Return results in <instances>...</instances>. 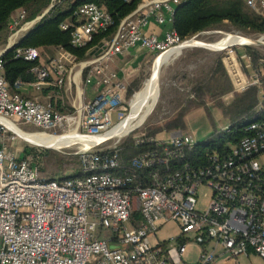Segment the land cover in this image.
<instances>
[{"label":"built area","instance_id":"1","mask_svg":"<svg viewBox=\"0 0 264 264\" xmlns=\"http://www.w3.org/2000/svg\"><path fill=\"white\" fill-rule=\"evenodd\" d=\"M244 1L264 15V0ZM181 2L141 1L111 38L92 48L86 84L99 88L76 113L57 111L34 96L11 93L4 74L5 50L0 51V264H238V258L250 249L264 258L263 120L249 123L250 134L228 151L213 150L197 166L186 162L172 169L167 165L163 174H152L153 184L145 187L135 184L131 176L114 172L119 164L116 146L96 148L105 141L77 152L83 176L61 181L41 177L35 160L15 150L16 133L5 123L29 124L50 135L77 130L84 137H100L111 131L127 117L126 83L110 68L111 61L136 47L156 54L180 47L185 40L174 29L173 18ZM54 5L32 20L23 8L12 14L8 26L16 32L8 45H16V36L39 22ZM77 13L83 22L72 31L71 43L76 47L86 45L112 23L110 14L93 1L84 0ZM151 22L166 29L160 34L150 32ZM15 53L31 61L41 55L36 48H16ZM226 53L236 92L259 84L260 70L247 76L234 48H227ZM74 62L75 56L62 49L50 65L32 68V86L39 91L48 84L51 69L57 75L56 84L62 85L71 71L68 65ZM22 84L18 81L17 88ZM153 139L164 145L159 158L164 162L182 158L180 147L196 143L182 130L167 140ZM156 157L144 154L133 164L146 166ZM204 188L211 191V197L200 208L199 192ZM135 213L140 215L139 225L134 224ZM169 223L176 224L179 233L160 238L158 232ZM189 242L200 247L194 261L184 257Z\"/></svg>","mask_w":264,"mask_h":264},{"label":"trees","instance_id":"2","mask_svg":"<svg viewBox=\"0 0 264 264\" xmlns=\"http://www.w3.org/2000/svg\"><path fill=\"white\" fill-rule=\"evenodd\" d=\"M52 0H0V45L6 43V36L10 17L18 9H25L28 18L33 19L49 6ZM103 7L111 16L112 23L104 30L96 32L91 40L84 46L76 47L71 43L73 29L83 22V18L77 13L78 7L84 0H62L55 4L43 17L35 23L33 28L23 35L16 47L2 55L4 61V74L11 93H20L16 83L35 81L32 68L41 65L40 58L26 60L16 57V48H36L41 53L47 52L52 47H60L70 52L78 61L84 59L88 50L99 44L104 39L111 38L117 31L121 20L132 13L143 0H88ZM173 27L182 40H188L200 32L218 29L225 22H229L235 29L253 34H264V15L249 7L244 0H183L176 9L173 18ZM62 24L68 25L63 29ZM239 59L241 52L237 51ZM245 52L249 56V64L254 70L262 72L259 84L251 85L241 92H235L230 102L224 103L221 99L231 93L235 84L227 66L224 52L216 57L204 78L194 79V86L190 94L184 100L182 107L174 117L157 130L142 132L132 135L116 146L118 167L116 174L131 176L135 184L142 186L152 185V174H163L166 166L172 169L180 168L182 164L189 162L192 166L206 162V157L213 150L228 151L230 146L237 144L243 137L250 134L247 125L256 120L264 121V54L249 45L245 46ZM48 53V52H47ZM241 59V65L246 73L247 66ZM50 82L57 81L56 73L51 69ZM139 78L133 80V88H138ZM54 83V82H53ZM129 85L126 91L132 92ZM131 88V89H133ZM55 94L60 91L58 86H51ZM206 97L215 101L228 121V128L216 130L215 127L209 135L211 140L196 142L192 147L183 145L180 147L182 158L170 159L167 162L160 161L164 155V145L155 138L157 132L170 130H186L185 117L195 107H204L212 122L211 110L207 106ZM52 108L60 112H68L71 107L62 106L60 99H51ZM144 139L142 142L137 140ZM157 154L155 162L146 166H135L133 161L144 154ZM39 174L47 179L64 180L70 177L83 176V166L77 155L59 156L53 151L40 154ZM135 225L141 224L138 213L133 215ZM89 264H94L91 262Z\"/></svg>","mask_w":264,"mask_h":264},{"label":"rangeland","instance_id":"3","mask_svg":"<svg viewBox=\"0 0 264 264\" xmlns=\"http://www.w3.org/2000/svg\"><path fill=\"white\" fill-rule=\"evenodd\" d=\"M62 0H52L49 6L52 3H59ZM48 6V7H49ZM46 7L43 12L48 9ZM42 12V13H43ZM40 13L39 15H41ZM38 16V15H37ZM34 19V18H33ZM28 20H32L29 19ZM34 26V25H33ZM33 26L31 28H33ZM29 28L28 30H30ZM27 30V31H28ZM16 32L15 29H10L8 26L7 36H6V43L3 45H0V50L5 48L8 43L10 42V38L14 33ZM21 34V33H20ZM237 35L241 38H252V39H262L264 34H253L250 32H243L240 30L235 29L229 22H225L220 28L218 29H211L207 31L200 32L199 34L193 36L191 39L200 40L204 42V45H193L190 47H186L184 49H180L177 52H175L169 60H166L164 64L162 65L159 73V97L157 99L156 104L152 108L149 115L146 117V119L135 129H132L126 136H119V137H113L105 142H103L100 146L96 147L97 149L100 148H113L114 146H118L120 143H122L124 140L129 139L133 134L136 136L139 133H142L144 131L150 132L153 130H157L160 127H163V125L167 122V120L171 119L175 116V114L178 112V110L182 107L184 100L191 96L190 94L191 89L194 86V79L197 78H204V73L208 71L210 66L213 64V62L216 59L218 55L223 54L226 52L225 50H215L214 48H218L219 46H216L219 42H224L226 39H228L229 36ZM21 37L16 36L17 40ZM264 41V38H263ZM249 46L256 48L261 53L264 54V44H248ZM216 46V47H215ZM246 46V45H245ZM245 46H242L240 44L234 45L232 48L237 49V51L241 52V56L243 54H246L245 52ZM237 54V53H236ZM160 54L156 53H147L144 63H141L140 71L137 74L136 78L141 79L138 88H133V80L128 81L126 83V90L129 85H132L131 89L132 92L129 93V91H125L124 95V104L127 108L126 113L129 114L131 111V104L133 103L135 93L137 92L148 83L151 74L154 70V67L156 65V62L158 61ZM247 55V54H246ZM240 58L242 59V57ZM238 60V63H241V59L236 57ZM243 63L246 64L248 72L246 73L244 70V74L247 76L253 75V69L249 64V58H243ZM235 63H237L235 61ZM236 66V64L234 65ZM230 68V67H229ZM243 69V67H242ZM206 74V73H205ZM129 89V88H128ZM235 89L224 96L221 100L224 103H228L231 101L235 93ZM207 106L211 110L212 115V122L210 118L208 117L204 107H195L192 110H190L188 113V121H187V128L184 130L187 134H189L192 139L195 142H207L211 140L209 138L210 133L212 130H223L225 129L226 124L228 123L227 119L224 117L222 111L220 108L217 107V103L213 100H211L209 97H206ZM68 101V99H67ZM68 104V103H67ZM69 105V104H68ZM64 113H70L64 112ZM72 113V112H71ZM18 127L20 129H23L25 132L30 133H42L43 130H40L39 128H36L34 126H31L29 124H23L19 123ZM74 131V130H73ZM176 131L170 130V131H160L157 132L156 139L161 140H167L170 138L171 133ZM48 133V132H47ZM50 133V132H49ZM53 132H51L52 134ZM16 143L14 144L15 150H17L19 153L21 152L22 156L30 155L38 166H40V154L45 153L46 151H53L57 153L59 156L66 155H77V152L83 148L82 145L76 144V145H66L64 148H48V147H42L38 145H34L26 140H24L22 137H18ZM262 160H264V157H262ZM211 191L208 189H201L199 192V207H204L210 200ZM178 226L174 223H169L163 228L160 229L158 232V236L162 239H166L172 236H176L179 232ZM200 251V247L193 243L189 242L187 244V250L185 252V258L186 260H195L197 258L198 252ZM221 260V259H218ZM238 264H264V258L259 256L256 253H253L250 258L240 257Z\"/></svg>","mask_w":264,"mask_h":264},{"label":"crops","instance_id":"4","mask_svg":"<svg viewBox=\"0 0 264 264\" xmlns=\"http://www.w3.org/2000/svg\"><path fill=\"white\" fill-rule=\"evenodd\" d=\"M16 12L17 10L13 13V15L16 14ZM165 29L166 27L164 25H158L154 22H151L149 26L150 32H155L158 34L162 33ZM26 32L27 30H22L20 34L21 37L25 35ZM11 46H13V48L11 49H14L16 47L15 44L14 45L10 44V45H7L3 49L6 52L8 47H11ZM92 48L88 50L86 54L87 56L84 59L78 61L75 57V62L68 65L71 71L69 73V76L65 78V82L62 85L56 84V82L53 80L54 83L49 82L48 84L43 85L39 91H37L32 86L34 81L26 82V83L23 82L22 86L19 88L20 93L25 97L34 96L43 103H51V99L53 97L55 99H60V103L62 106H66L69 104L68 106L71 107V110L69 111L72 113H76L77 110L80 109L83 103L93 98V96L96 94L99 88V86H97L96 84H92V85L86 84V77L89 75V71H90V67H88V64H89V61L94 57L93 52H91ZM62 49L63 48H60V47H52L50 48V50H47L48 53L47 52L41 53L40 55L41 65L43 66L50 65V62L59 55ZM147 53H151V52H149L148 50L144 48H140V47L133 48L129 50L128 52L115 57L110 63V68L116 71L118 75H120L119 78L123 80L125 83H127L128 81L135 79V77L140 71L141 63H144L145 58H147L146 57ZM85 65H87L86 68L84 67ZM52 85L58 86L60 91H57L54 94L52 90H48L49 88H51ZM188 115L189 113H187L185 117L186 124L188 121ZM227 128H228V123L225 126V129ZM114 172L116 173V171ZM253 253L255 252H253V250L250 249L248 254L242 257L249 259ZM239 258H238V261H239ZM190 261H194V260H190ZM217 264H231V262L227 261V262H220Z\"/></svg>","mask_w":264,"mask_h":264},{"label":"bare ground","instance_id":"5","mask_svg":"<svg viewBox=\"0 0 264 264\" xmlns=\"http://www.w3.org/2000/svg\"><path fill=\"white\" fill-rule=\"evenodd\" d=\"M264 38V37H263ZM262 39H252V38H241L234 34V36H229L224 42H219L216 46L218 48H223L227 45H237L243 43L256 44L257 41H264ZM257 40V41H256ZM186 45H204L203 41L200 40H188ZM215 46V47H216ZM182 49L181 47L172 49L168 52L162 53L158 56L161 58L158 59L154 70L151 74V77L147 84H145L138 92L135 93L133 103L131 104V111L127 114V117L118 125H116L111 131L107 132L102 136L95 137H84L77 130L65 133L62 135H50L46 133H29L23 131L19 127L15 126L10 121H5V123L13 129L14 133L22 137L24 140L38 146L61 149L66 145H76L80 144L83 147H89L95 144L96 141L103 142L107 141L113 137L126 136L132 129L139 126L149 115L152 108L157 102L159 95V71L162 67V63L169 60L170 57Z\"/></svg>","mask_w":264,"mask_h":264},{"label":"water","instance_id":"6","mask_svg":"<svg viewBox=\"0 0 264 264\" xmlns=\"http://www.w3.org/2000/svg\"><path fill=\"white\" fill-rule=\"evenodd\" d=\"M191 39V38H190ZM189 40V39H188ZM188 40H185L181 45H180V47L182 48V49H184V48H186V47H190V45H186V43H187V41ZM257 41V40H256ZM263 44V42L262 41H257L256 42V44ZM240 45H242V46H245V45H248V43H241ZM234 45H227V46H225V47H223V48H214L215 50H225V49H227V48H229V47H233ZM11 48H13V46H11V47H8V49L7 50H9V49H11ZM6 50V51H7ZM162 64H164V63H162ZM160 72V71H159Z\"/></svg>","mask_w":264,"mask_h":264}]
</instances>
